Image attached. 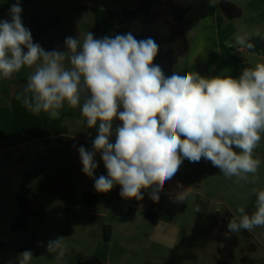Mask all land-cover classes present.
<instances>
[{
  "label": "rangeland",
  "instance_id": "obj_1",
  "mask_svg": "<svg viewBox=\"0 0 264 264\" xmlns=\"http://www.w3.org/2000/svg\"><path fill=\"white\" fill-rule=\"evenodd\" d=\"M221 1L190 0L191 19L185 30L189 48L176 65L183 67L181 75L192 71L206 78L228 74L239 77V59L255 61L256 57L246 47L236 44L235 38L245 34L248 39L264 36V0H232L237 7L228 10L222 7ZM15 2L0 0V19L11 18L9 9ZM129 2L20 0L23 25L27 22L32 27L33 15L58 14L57 27L33 41L46 51L62 52L67 51L66 37L77 38L82 43L91 32L95 38L96 8L122 10ZM65 64L70 66L67 59ZM202 65L205 68L199 70ZM34 70L33 67L31 74ZM0 79L6 82L0 89V264H18L25 250L33 254L28 264H92L96 259L106 263L120 247L154 259L158 264H204L197 243L201 225L218 215L216 212L223 206H232L235 211L244 206L240 192L232 191L223 179L213 178L215 188L199 183L208 179L203 176L204 171L221 176L219 168L202 158L191 168L179 170L172 181L165 183L158 202L150 199V189L141 190L142 200L122 197L119 184L108 192H98L94 179L82 172L78 151L80 146L94 151L92 142L97 129L87 127L80 109L66 105L56 120L44 113L34 116L16 98L27 82ZM116 121L114 118L113 126ZM111 142H115V136ZM95 159L98 163L95 178L107 175L99 152ZM178 183L190 195L184 204L166 203V197L176 191ZM205 191L212 193L213 200ZM17 193L29 199L27 206L31 214L14 228V220L23 215L25 208L19 205ZM86 193L94 199L93 206L85 205ZM233 193L236 202L232 201ZM136 200L138 204L134 203ZM99 213L105 214L104 221L111 225L110 241L103 239L105 222L98 224L102 220L96 215ZM156 218L159 219L157 226ZM58 237L64 239L62 258L47 252V243ZM234 254L231 264H264V228L257 227L251 232L241 230Z\"/></svg>",
  "mask_w": 264,
  "mask_h": 264
},
{
  "label": "clouds",
  "instance_id": "obj_2",
  "mask_svg": "<svg viewBox=\"0 0 264 264\" xmlns=\"http://www.w3.org/2000/svg\"><path fill=\"white\" fill-rule=\"evenodd\" d=\"M22 12L16 0L9 9L11 20L0 19V78L12 79L23 66L34 67L16 97L27 111L56 120L67 105L80 109L87 127L97 129L94 151L78 149L82 172L94 179L96 191L108 192L119 184L122 197L142 200L141 190L150 189V199L158 202L182 163L202 158L227 178L248 182L253 174L255 182L261 161L253 150L264 132V63L245 68L238 78H206L192 71L181 75L182 66L166 76L153 63L159 50L155 40H137L131 32L100 39L88 32L82 43L69 36L67 51H46L23 25ZM247 41L246 34L235 38L242 48H253ZM117 117L122 123L113 132ZM97 152L107 170L99 178L94 176ZM253 193L255 211L249 215L239 206L228 232L264 228V190ZM189 195L178 183L169 198L179 205ZM47 252L62 258L63 237L50 240ZM20 256L18 264H28L33 254L25 250Z\"/></svg>",
  "mask_w": 264,
  "mask_h": 264
},
{
  "label": "flooded vegetation",
  "instance_id": "obj_3",
  "mask_svg": "<svg viewBox=\"0 0 264 264\" xmlns=\"http://www.w3.org/2000/svg\"><path fill=\"white\" fill-rule=\"evenodd\" d=\"M221 5L226 10L233 7L227 0H222ZM190 10V0H130L129 4L124 5L120 10L122 17L118 21L115 31H120L119 35H122L127 25L135 24L139 17L155 12L163 24L166 40L170 41V44L167 43V45L172 50L165 54V58L155 57L153 63L158 64L166 76H170L181 56L189 48V39L185 30L191 19L189 17ZM174 51L178 59L171 65ZM122 110L121 107L119 111ZM121 123L117 117L113 128L115 129ZM235 218L221 210L218 215L211 216L210 220L201 225L197 243L204 256V260L201 258L204 264H231L238 243V233L228 232L227 224ZM92 264L103 263L96 259Z\"/></svg>",
  "mask_w": 264,
  "mask_h": 264
},
{
  "label": "crops",
  "instance_id": "obj_4",
  "mask_svg": "<svg viewBox=\"0 0 264 264\" xmlns=\"http://www.w3.org/2000/svg\"><path fill=\"white\" fill-rule=\"evenodd\" d=\"M227 1L229 3H231V5L233 7H237V5H236V3H234V1H232V0H227ZM6 19L9 21L11 20V18H6ZM24 26L28 29H31V27L27 25V22L24 23ZM26 50L27 49H24V51H26ZM248 53L250 55H253L256 57L254 62H249V61L247 62L250 65V68H255V66L258 63H264V56H263V54H261L264 52L248 51ZM21 69H23V72L15 73V75H14L15 77L12 78V81L14 79H16L21 84H24L27 82L28 77L31 75V71L33 70V67L29 68L27 66H23ZM237 69H238V73L241 74V64H240V67H237ZM227 76H231V75L228 74ZM232 77L238 78V77H234V76H232ZM13 82H16V81H13ZM5 84H6L5 80L0 79V89H3ZM260 135H261V140H260L259 144L257 145V147L253 150V157L257 158L261 161V163L258 167L257 173L255 174V182H252L253 174H248L249 175L248 182H244V181L238 182L236 177L227 178L223 175L222 172L218 173L221 176H214V174L211 171H204L203 176L207 177L208 179H207V181L204 180L203 183L199 182L200 184H207V185L209 184L210 188H215L217 186V184L213 182L214 181L213 178L217 177V178L223 179L222 180L223 183L226 186H230L232 191L240 192V195L242 197V201H244L245 210L249 215H251L255 211L256 195L253 193V190H264V132H262ZM236 151L239 152L240 150L236 149ZM194 164H196V162L184 161L180 167L181 172L184 168L187 169L188 168L187 166H190V168H191ZM191 184L194 186L195 183H191ZM205 194L208 197L210 195H212V193L210 194V192H208V191H205ZM231 197L234 198L232 201L236 202L235 193H233V195H231ZM210 199L213 200V197L210 196ZM91 201H92V204L89 206L94 205V199L91 198ZM136 202H137V200L134 203L138 204ZM221 210H224L227 214L233 215L236 218H238V216H239V213H237V211L233 210L232 206H227V207L223 206L216 213H219ZM229 210H231V211H229ZM96 215H100L102 217V220H100L98 223L99 225H102L105 222L104 221L105 214L99 213ZM209 216L210 215H207V217H209ZM155 220H156L155 226H157L159 219L156 218ZM111 236H112V232H111ZM103 239L105 241H110L111 237H110V239L106 240L103 236ZM101 262L103 264H158L154 259H149L147 257L139 256L138 254H134L133 251H130L129 249H126L124 247L123 248H121V247L117 248L115 254L113 255V258L108 260L106 263L103 261H101ZM111 262H113V263H111Z\"/></svg>",
  "mask_w": 264,
  "mask_h": 264
},
{
  "label": "water",
  "instance_id": "obj_5",
  "mask_svg": "<svg viewBox=\"0 0 264 264\" xmlns=\"http://www.w3.org/2000/svg\"><path fill=\"white\" fill-rule=\"evenodd\" d=\"M159 21V22H157ZM59 22L58 14L50 16H38L33 15L31 18L32 27L30 29L33 38H39L57 27ZM174 26V25H173ZM131 32L137 40L153 38L159 46L158 53L156 57L165 58V54L172 49L167 43L170 44L169 40H166L163 24L158 19V16L155 12L149 13L147 16H141L136 20L135 24H130L125 27V30L122 35ZM259 47L262 52H264V36L261 37L259 41ZM178 56L175 55L171 59V65L176 62ZM205 68V65L199 66L198 69L202 70Z\"/></svg>",
  "mask_w": 264,
  "mask_h": 264
},
{
  "label": "trees",
  "instance_id": "obj_6",
  "mask_svg": "<svg viewBox=\"0 0 264 264\" xmlns=\"http://www.w3.org/2000/svg\"><path fill=\"white\" fill-rule=\"evenodd\" d=\"M122 17V12L120 10H115L111 8H96L95 9V17H94V30H95V38L100 39L105 36H109L114 38L116 35L120 33V31H115L117 28V23ZM261 36H255L251 39H248L247 42L254 44V47L248 49V51L252 52H262L259 47V41ZM241 61V72L245 68H250V65L243 59H239ZM17 200L19 205L25 206L23 215L16 217L12 226L14 228L19 227L20 224L25 222L26 216L31 214V209L27 206L29 203V199L21 193H17ZM85 205L89 206L92 204L91 198L89 194H84ZM103 236L106 240L111 237V225L109 223H105L103 226Z\"/></svg>",
  "mask_w": 264,
  "mask_h": 264
},
{
  "label": "built area",
  "instance_id": "obj_7",
  "mask_svg": "<svg viewBox=\"0 0 264 264\" xmlns=\"http://www.w3.org/2000/svg\"><path fill=\"white\" fill-rule=\"evenodd\" d=\"M169 196H170V195H168V196L166 197V203H171V202H172L171 199L169 198Z\"/></svg>",
  "mask_w": 264,
  "mask_h": 264
}]
</instances>
